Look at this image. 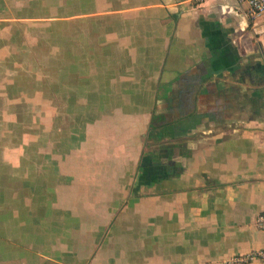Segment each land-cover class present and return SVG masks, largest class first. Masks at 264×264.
I'll use <instances>...</instances> for the list:
<instances>
[{
	"label": "crops",
	"instance_id": "crops-1",
	"mask_svg": "<svg viewBox=\"0 0 264 264\" xmlns=\"http://www.w3.org/2000/svg\"><path fill=\"white\" fill-rule=\"evenodd\" d=\"M44 22L49 99L27 90ZM262 210L264 14L0 0V264H226L264 250Z\"/></svg>",
	"mask_w": 264,
	"mask_h": 264
},
{
	"label": "rangeland",
	"instance_id": "rangeland-1",
	"mask_svg": "<svg viewBox=\"0 0 264 264\" xmlns=\"http://www.w3.org/2000/svg\"><path fill=\"white\" fill-rule=\"evenodd\" d=\"M28 44L25 48L27 56L26 73H27V90L28 93L34 94L35 92L42 90L44 98L50 96V77H51V47H50V30L49 22L43 23L42 36L39 38V32L37 29V35L35 37L34 32H27ZM31 35V36H29ZM36 39V41L34 40ZM36 42V45L33 43ZM20 54L24 53V48H20ZM49 102V100H47ZM34 106H38L34 102L27 106L28 116L34 114ZM42 117L44 126L49 127L50 121V107L48 104H43ZM38 114V113H37Z\"/></svg>",
	"mask_w": 264,
	"mask_h": 264
},
{
	"label": "built area",
	"instance_id": "built-area-1",
	"mask_svg": "<svg viewBox=\"0 0 264 264\" xmlns=\"http://www.w3.org/2000/svg\"><path fill=\"white\" fill-rule=\"evenodd\" d=\"M193 4L200 5L205 0H190ZM239 4L247 5V15L251 19L264 14V0H236ZM254 225L257 229L264 231V210L257 213L254 219ZM253 260H260L264 264V250H255L247 254L233 255L226 260V264H248Z\"/></svg>",
	"mask_w": 264,
	"mask_h": 264
},
{
	"label": "trees",
	"instance_id": "trees-1",
	"mask_svg": "<svg viewBox=\"0 0 264 264\" xmlns=\"http://www.w3.org/2000/svg\"><path fill=\"white\" fill-rule=\"evenodd\" d=\"M153 125V124H152ZM154 127H152L151 129H150V135L152 136L153 134H154ZM147 143V142H146Z\"/></svg>",
	"mask_w": 264,
	"mask_h": 264
}]
</instances>
